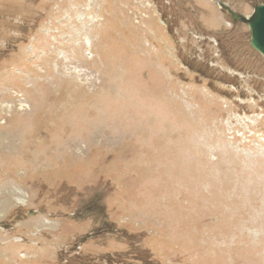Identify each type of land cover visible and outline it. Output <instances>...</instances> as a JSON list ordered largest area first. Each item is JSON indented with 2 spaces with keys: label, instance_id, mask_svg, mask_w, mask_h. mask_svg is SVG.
<instances>
[{
  "label": "rangeland",
  "instance_id": "1",
  "mask_svg": "<svg viewBox=\"0 0 264 264\" xmlns=\"http://www.w3.org/2000/svg\"><path fill=\"white\" fill-rule=\"evenodd\" d=\"M261 4L0 0V264H264Z\"/></svg>",
  "mask_w": 264,
  "mask_h": 264
},
{
  "label": "water",
  "instance_id": "2",
  "mask_svg": "<svg viewBox=\"0 0 264 264\" xmlns=\"http://www.w3.org/2000/svg\"><path fill=\"white\" fill-rule=\"evenodd\" d=\"M233 20L244 23L250 32V45L264 57V5L254 7L248 18L232 16Z\"/></svg>",
  "mask_w": 264,
  "mask_h": 264
}]
</instances>
